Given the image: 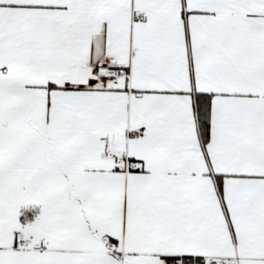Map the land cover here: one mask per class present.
<instances>
[{"label":"snow or ice","instance_id":"obj_1","mask_svg":"<svg viewBox=\"0 0 264 264\" xmlns=\"http://www.w3.org/2000/svg\"><path fill=\"white\" fill-rule=\"evenodd\" d=\"M0 264H264V0H0Z\"/></svg>","mask_w":264,"mask_h":264}]
</instances>
